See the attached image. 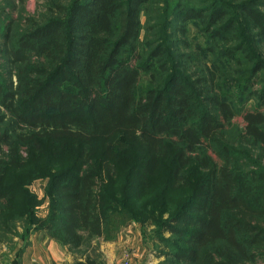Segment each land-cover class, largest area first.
Returning <instances> with one entry per match:
<instances>
[{"label": "trees", "instance_id": "obj_1", "mask_svg": "<svg viewBox=\"0 0 264 264\" xmlns=\"http://www.w3.org/2000/svg\"><path fill=\"white\" fill-rule=\"evenodd\" d=\"M42 1L47 12L38 24L28 21L15 38L7 26L16 89L0 90V125L9 119L0 133L7 148H0V204L13 190L2 174L20 161L33 179H48V214L35 218L31 208L39 203L26 195L28 225L69 253L93 240L114 243L127 224L147 220L174 237L167 256L175 264H264V117L245 116L242 139L258 148L260 163L246 172L225 138L234 114L205 77L172 73L161 88L139 90L143 75L156 84L160 73L138 65L140 16L153 0ZM259 7L264 0L240 10L264 46V14L253 9ZM206 12L178 2L172 14L182 25L208 23L218 36L211 28L223 26L224 6ZM258 99L264 103V93ZM158 189L167 195L166 210L138 206L157 198ZM173 195L181 198L176 205Z\"/></svg>", "mask_w": 264, "mask_h": 264}, {"label": "rangeland", "instance_id": "obj_2", "mask_svg": "<svg viewBox=\"0 0 264 264\" xmlns=\"http://www.w3.org/2000/svg\"><path fill=\"white\" fill-rule=\"evenodd\" d=\"M248 1L153 0L151 5L142 10L141 32L137 41L140 56L138 65L144 69L152 66L160 72L156 76V84L155 79L146 74L141 77L138 85L141 92L149 88H161L172 73L189 81L195 74L205 77L213 95L227 102L234 117L225 125V138L233 162L246 172L257 169L260 163L257 160L258 148L242 139L246 130L245 116L260 114L264 117V103L258 99V95L264 93V46L257 41L240 10ZM178 2L194 10L207 11L203 17H208L216 6L222 4L225 11L221 19L223 26L211 28L218 29L219 35L214 36V31L208 30V23L204 24L198 19L183 25L177 22L172 13ZM253 9L264 14L263 7ZM46 12L42 0H0L1 91L13 93L16 89L15 76L8 70L6 62L5 45L13 41L6 37L7 26L11 25L9 37L15 38L25 32L28 21L38 24ZM227 25L230 30L225 31ZM156 49H164L158 59L152 57ZM159 60L162 65L158 64ZM248 85L251 86L249 92L253 94L251 98L247 94ZM1 114L6 115L0 105ZM8 122V117H5L4 124L0 125V133L5 130ZM262 129L264 131V124ZM0 148L7 151L4 146ZM208 154L217 161L214 155ZM22 156H27L24 151ZM13 163L14 166L2 174L4 186L13 190L0 204V264H49V254H53L55 264H74L86 259L97 264H175L167 256L168 243L174 237L169 232L157 231L156 224L152 225L147 220L127 224L114 243L93 240L68 255L61 245L50 240L44 232L36 231L34 226L28 225L27 211L31 205L26 195L32 196L39 203L31 208L35 218L42 220L48 214V202L45 199L47 177L33 179L36 176L33 169L25 166L24 162ZM43 163L41 161L40 164ZM156 195L157 198L138 206H143L147 212L166 210L167 204L161 202L165 201L167 195L160 189ZM169 199L175 205L181 201L180 197L175 200L174 195ZM166 218L167 214H164L162 219Z\"/></svg>", "mask_w": 264, "mask_h": 264}, {"label": "crops", "instance_id": "obj_3", "mask_svg": "<svg viewBox=\"0 0 264 264\" xmlns=\"http://www.w3.org/2000/svg\"><path fill=\"white\" fill-rule=\"evenodd\" d=\"M48 238H49V237H48ZM50 240H51V239H50ZM46 246H49V245H46ZM63 248H64V247H63ZM64 249H65L66 253L69 255L70 253L67 251V249H66V248H64ZM52 257H53V254H49V257H47L49 264H55V263H54V260L52 259ZM67 264H70V263L67 262Z\"/></svg>", "mask_w": 264, "mask_h": 264}]
</instances>
